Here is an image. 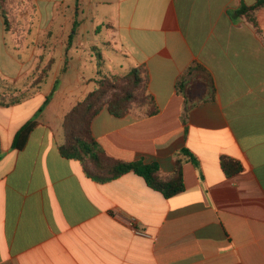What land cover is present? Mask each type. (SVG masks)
I'll list each match as a JSON object with an SVG mask.
<instances>
[{
    "label": "crops",
    "instance_id": "obj_1",
    "mask_svg": "<svg viewBox=\"0 0 264 264\" xmlns=\"http://www.w3.org/2000/svg\"><path fill=\"white\" fill-rule=\"evenodd\" d=\"M256 1L1 0L12 77H0L49 71L31 97L0 106V264H264V9L254 22L235 14ZM138 66L158 112L104 107L90 130L106 157L164 178L180 160L184 190L169 198L132 172L91 178L58 152L64 115L99 74ZM223 158L241 171L227 175Z\"/></svg>",
    "mask_w": 264,
    "mask_h": 264
},
{
    "label": "trees",
    "instance_id": "obj_2",
    "mask_svg": "<svg viewBox=\"0 0 264 264\" xmlns=\"http://www.w3.org/2000/svg\"><path fill=\"white\" fill-rule=\"evenodd\" d=\"M261 8L264 9V0H257L251 6H241L235 11V14L239 16L245 15L251 22H254L252 17L253 12ZM0 11L4 24L7 26L8 23L1 8V0ZM96 58L99 64H102V59L99 54L96 55ZM48 71L49 66L45 68L43 76H40V81L35 83L37 88L47 78ZM34 73L35 71L32 72V74ZM119 78L125 81L130 90L121 93L114 92L110 97L102 101V97L109 88L115 89L113 85H104V81L109 80V78L102 76L94 82L95 86L93 90L88 92L81 100L77 101L64 115L62 122L63 139L62 143L58 146V152L62 157L79 162L85 175L96 180H114L125 173L132 172L142 177L149 188L161 193L165 198L172 197L184 190L182 162L180 160L175 162L173 173L169 177L164 178L161 176L156 164H145L140 161H117L106 157L96 147V142L91 134L90 124L95 115L104 107H106L111 115L123 117L132 107L131 101L134 98L135 92L142 90L144 92V105L146 107L145 114L151 116L158 112L155 101L146 88L148 76L144 67L138 66L131 68L123 75H113L111 77V79L115 80ZM182 80L177 82V88L179 90L182 89ZM57 83L52 88L47 97V101L56 90ZM19 100L20 97L9 98L8 100L6 98H0V106H11L19 103ZM35 125L36 122L34 120H29L16 132L12 142L15 149H22L25 146L29 134ZM183 152H186V150H183ZM221 166L227 175L241 171L240 164L229 159L223 158Z\"/></svg>",
    "mask_w": 264,
    "mask_h": 264
},
{
    "label": "rangeland",
    "instance_id": "obj_3",
    "mask_svg": "<svg viewBox=\"0 0 264 264\" xmlns=\"http://www.w3.org/2000/svg\"><path fill=\"white\" fill-rule=\"evenodd\" d=\"M0 26H1V23H0ZM97 62H99V61L97 60ZM47 63L48 62L40 63L39 65H37L38 66L37 69L35 67L31 71V72L35 71L34 74L30 73L29 75L25 76L24 78H22L19 81L2 79V77H0V98H2V99L6 98V100H8L9 98L20 97L19 101L21 102V101L31 97L34 93H36L37 89L39 88V86L37 88L35 83L40 81L39 78H40V76H43L45 68L48 66ZM11 71H12L11 68L7 66L5 60L0 58V76L12 77V75L10 74ZM102 76L105 78L106 77L109 78V80L104 81V85H106V84L110 85V86L113 85L115 88V89L109 88L107 90L106 94L102 97V101L105 100L106 98L110 97L114 92H120L121 93L123 91L130 90V88L128 87V85L125 83L124 80H120V78L117 80L111 79V77L113 75L99 74V76L96 80H98ZM116 76H118V75H116ZM144 102H145L144 101V92L142 90L136 91L134 94V98L131 101V103H132L131 106H135L145 113L146 107L144 105Z\"/></svg>",
    "mask_w": 264,
    "mask_h": 264
},
{
    "label": "built area",
    "instance_id": "obj_4",
    "mask_svg": "<svg viewBox=\"0 0 264 264\" xmlns=\"http://www.w3.org/2000/svg\"><path fill=\"white\" fill-rule=\"evenodd\" d=\"M130 224L133 226V220H130ZM133 231H134L135 234H138V235L143 234V232H141V231H139V230H137L135 228H133Z\"/></svg>",
    "mask_w": 264,
    "mask_h": 264
}]
</instances>
